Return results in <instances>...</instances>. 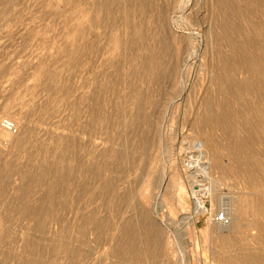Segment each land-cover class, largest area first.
Segmentation results:
<instances>
[{
    "label": "rangeland",
    "instance_id": "374dc122",
    "mask_svg": "<svg viewBox=\"0 0 264 264\" xmlns=\"http://www.w3.org/2000/svg\"><path fill=\"white\" fill-rule=\"evenodd\" d=\"M231 18L252 35L264 1L0 0V264H264V74L250 92L237 71L240 103L207 64ZM204 142L224 168L202 171ZM187 172L211 190L199 215ZM235 196L227 240L213 218Z\"/></svg>",
    "mask_w": 264,
    "mask_h": 264
},
{
    "label": "bare ground",
    "instance_id": "6f19581e",
    "mask_svg": "<svg viewBox=\"0 0 264 264\" xmlns=\"http://www.w3.org/2000/svg\"><path fill=\"white\" fill-rule=\"evenodd\" d=\"M264 1V0H263ZM241 7L237 9V14L240 15L241 13ZM95 14V13H94ZM89 15L87 17L86 21V25H92L93 23H95V20L97 19L95 15ZM244 18V17H243ZM90 27V26H88ZM250 31H252V35L251 34H246L245 30L243 29V26H241L238 22H236L233 18L228 19L226 21H223L220 24V31L217 35L218 38V42L220 44V46L218 47L217 50V61L218 63L214 62L213 60L210 61V64H208L209 71L211 72V82L212 85H214L215 87H217L219 90L222 91H226V87H227V82L225 80H229V83L231 85L232 90L235 89V97L236 99L241 103L243 100V96L241 93V87L240 85L237 83L236 81V74L237 71L241 70L244 73H248V76H246V78L244 79V83L246 85V89L248 91H252L253 92V87H252V81L256 82L258 81L257 78L254 79V74L257 72L260 74H264L262 66L259 62L258 58L264 59V27L261 25V23L252 20L249 25H248ZM80 32L84 35L86 34L85 31V26H80ZM87 29V28H86ZM136 36V34H135ZM113 42V41H112ZM113 43H117V40H115ZM135 41H133V38L130 40V46L131 48L133 46H135ZM224 47H223V46ZM252 47V48H251ZM151 48V47H149ZM251 48V49H250ZM148 49V48H146ZM252 49H255V52L258 53L260 56H257L253 53ZM150 51V50H148ZM152 51V50H151ZM149 54V53H146ZM83 55V54H82ZM81 56V55H80ZM150 56V55H149ZM152 57V56H151ZM150 57V58H151ZM148 58V57H147ZM136 60V59H135ZM145 60V58H144ZM150 62V61H149ZM80 63V62H79ZM150 65V64H149ZM220 68L223 72L224 77L221 78L219 76H216L214 74V70L216 68ZM145 68V67H144ZM153 68V67H152ZM146 72V71H145ZM254 73V74H253ZM249 74H252L249 75ZM152 75V74H151ZM257 83V82H256ZM244 85V84H243ZM248 85V86H247ZM211 87V86H210ZM209 87V88H210ZM128 88V92H130V97H128V104L129 107L130 106H136L138 105L139 108L142 107L141 106V98L136 97V92H134L135 87H134V83L130 80L128 82L127 85ZM208 88V89H209ZM257 88V87H256ZM208 91V90H207ZM211 91V90H209ZM138 92V91H137ZM212 93V92H211ZM210 93V94H211ZM225 94V93H224ZM212 96V95H211ZM223 96V95H222ZM225 97V95H224ZM219 98V97H218ZM226 99V98H225ZM153 103L155 104V102L153 101ZM207 105L208 106H212V99L209 97L207 99ZM227 103V102H226ZM216 104V102H215ZM244 104V103H243ZM156 105V104H155ZM220 106V105H219ZM260 106H263V102H261ZM155 107V106H154ZM153 107V108H154ZM245 107V106H244ZM221 108V107H220ZM133 107H131V117L135 118V112L134 110H132ZM136 109V108H135ZM214 109V108H213ZM264 110V109H263ZM208 111V110H207ZM217 111V110H216ZM248 112V110H247ZM264 113V111H262ZM238 114H240L239 112H237ZM236 113V114H237ZM234 114V113H233ZM216 115V113H215ZM245 115V114H244ZM218 122L221 124L222 128L226 126V120L228 115L223 112V113H219L218 115ZM246 116V115H245ZM137 117V116H136ZM208 117H211V113L210 116L208 113H206V115L203 117L204 122L207 123V119ZM259 119L260 115H259ZM258 119V120H259ZM6 120V119H5ZM148 120V118H147ZM196 120V119H195ZM215 120V119H214ZM202 121V120H201ZM213 121V120H212ZM197 123V122H196ZM203 123V122H201ZM209 124V123H208ZM203 125V124H202ZM3 126V125H2ZM205 128V127H203ZM208 129V128H207ZM234 131V129L232 130ZM10 131H4L3 129L0 128V136L3 137H8L10 136L11 133H8ZM204 132V131H203ZM208 133V131H206ZM237 132V131H236ZM211 135V134H209ZM207 139V138H206ZM210 139V138H209ZM211 140V139H210ZM207 141V140H206ZM212 142V141H211ZM212 145H210V143H206L204 142V148H206V151L208 154H210L209 159L202 162L201 163V167L203 168L202 171H204L205 173H208L209 171H211L214 167L215 168H221L223 167V162L219 159H213L211 157V153L213 154V150H212ZM244 147V142L242 144H238L237 147L235 148H241ZM215 150V149H214ZM213 151V152H212ZM215 153V152H214ZM247 153V152H246ZM214 156V155H213ZM253 162V161H252ZM256 163V162H255ZM256 166H259V163H257ZM187 168V167H186ZM224 168V167H223ZM189 170V169H188ZM191 171V170H190ZM188 173V172H187ZM189 174V173H188ZM190 175V174H189ZM199 174H194L192 173L190 175V177L192 176V178H194L193 180L191 179V181H193L192 184L193 185V197H194V201L196 204V213L202 214L203 212L208 211V209L205 206L203 197L207 196V194L209 193V196H211V190L209 191H201L202 188H198L196 189L198 180L196 179L198 177ZM189 177V176H188ZM249 179H251L252 177L248 174ZM250 192V191H249ZM238 194V193H237ZM235 196V200H231L233 201L232 204L233 205H228L225 206L223 208V210L227 213L228 218H229V223L225 224V225H221L218 223H213L215 225H218L219 228H217L219 231H224V232H228L225 236L227 237V235L230 232H235L238 229H241V227H243L241 220V214H242V208L239 205V202L241 201V197H237ZM231 199H233L231 197ZM235 202V203H234ZM244 209V208H243ZM42 218V217H41ZM92 220V219H91ZM214 221V220H213ZM91 222V221H90ZM244 222V221H243ZM89 225V222H87ZM256 223V222H255ZM43 224H41L42 226ZM87 225V226H88ZM92 225V224H91ZM81 226V225H80ZM80 226L78 228H80ZM256 226V225H255ZM84 226L82 225V228ZM253 228H257V229H261L262 225L261 224H257V227H251V229ZM85 229V228H84ZM243 230V229H242ZM183 232V231H182ZM186 234L184 233V236ZM129 236V235H128ZM229 236V235H228ZM221 237V236H220ZM126 238V237H125ZM222 238V237H221ZM224 238V237H223ZM228 240V237L226 238ZM131 240V239H130ZM225 240V239H224ZM226 240V241H227ZM134 241V240H133ZM154 241V240H153ZM117 242V241H116ZM122 242V241H121ZM127 243V241H125ZM129 242V241H128ZM115 247V246H114ZM118 247V246H117ZM71 248H68V250H70ZM114 249V248H112ZM230 263L232 264H254L257 261V258L255 256L252 255H247L246 257H234V258H230L229 259Z\"/></svg>",
    "mask_w": 264,
    "mask_h": 264
},
{
    "label": "built area",
    "instance_id": "2783aa9c",
    "mask_svg": "<svg viewBox=\"0 0 264 264\" xmlns=\"http://www.w3.org/2000/svg\"><path fill=\"white\" fill-rule=\"evenodd\" d=\"M3 126L5 129L9 130V131H16V126L14 124V122H12L11 120L9 119H6L4 120L3 122ZM214 222L215 223H218V224H221V225H225L227 223H229V218H228V215L227 213L224 211L218 215H216L214 218H213Z\"/></svg>",
    "mask_w": 264,
    "mask_h": 264
}]
</instances>
